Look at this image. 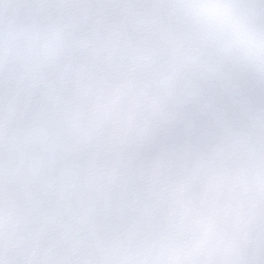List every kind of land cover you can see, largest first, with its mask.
<instances>
[{
    "label": "snow or ice",
    "instance_id": "snow-or-ice-1",
    "mask_svg": "<svg viewBox=\"0 0 264 264\" xmlns=\"http://www.w3.org/2000/svg\"><path fill=\"white\" fill-rule=\"evenodd\" d=\"M0 264H264V0H0Z\"/></svg>",
    "mask_w": 264,
    "mask_h": 264
}]
</instances>
